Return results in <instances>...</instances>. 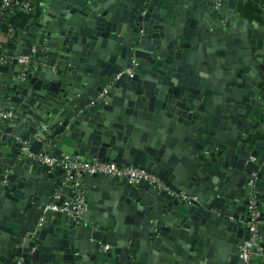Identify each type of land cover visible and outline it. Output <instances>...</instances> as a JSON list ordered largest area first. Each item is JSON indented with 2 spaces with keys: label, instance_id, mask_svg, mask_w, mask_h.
Listing matches in <instances>:
<instances>
[{
  "label": "water",
  "instance_id": "obj_1",
  "mask_svg": "<svg viewBox=\"0 0 264 264\" xmlns=\"http://www.w3.org/2000/svg\"><path fill=\"white\" fill-rule=\"evenodd\" d=\"M16 41L43 44L0 65V264H239L251 198L264 250V28L239 0H39Z\"/></svg>",
  "mask_w": 264,
  "mask_h": 264
},
{
  "label": "built area",
  "instance_id": "obj_2",
  "mask_svg": "<svg viewBox=\"0 0 264 264\" xmlns=\"http://www.w3.org/2000/svg\"><path fill=\"white\" fill-rule=\"evenodd\" d=\"M216 6L221 5L224 0H213ZM38 7V0H0V65L17 60L21 65L27 66L35 60L33 54L36 53L42 46V42H36L32 46V54L30 55H13L9 54L5 47L9 42H16L18 36L15 35L12 24L10 23V16L13 12L22 9L28 13H34ZM3 25L6 28H3ZM132 64L136 62L133 59ZM127 73L131 76L134 74L133 66H129L119 73ZM107 88L105 89V92ZM12 117L11 111H4L0 108V117ZM25 149L29 147V141L25 143ZM35 158L52 167H64L69 172L75 171L78 174H103L112 176H126L130 182H150L157 186H162L163 182L153 173L144 168L134 165H117L115 162H102L96 158L89 160L86 157H73L70 154H63L62 156H49L46 153L40 152L35 154ZM253 182V181H252ZM250 182V184H252ZM184 199H187L186 194H182ZM59 197L55 195V199ZM86 196L83 192H79L77 196L71 200L64 201L60 206L55 202L51 204L53 209H67L70 205L76 212L82 211L85 207ZM249 212V227L250 238L245 240L240 247V262L239 264H251V260L256 256L264 254L263 247L260 243V236L258 234V219L261 215V210L257 206L256 199L251 198L248 205Z\"/></svg>",
  "mask_w": 264,
  "mask_h": 264
},
{
  "label": "crops",
  "instance_id": "obj_3",
  "mask_svg": "<svg viewBox=\"0 0 264 264\" xmlns=\"http://www.w3.org/2000/svg\"><path fill=\"white\" fill-rule=\"evenodd\" d=\"M239 5L242 7V10L250 19V21H258L259 26L264 28V0H239ZM32 14L33 13H28L22 9L13 12L10 16V23L12 24L13 29L18 33L21 32L24 29L25 25L29 22ZM16 47L17 41L9 42L6 45L5 50L9 52L11 50H15ZM256 137L260 140H264V124L262 125V128L260 129ZM261 152H264V149H261Z\"/></svg>",
  "mask_w": 264,
  "mask_h": 264
},
{
  "label": "trees",
  "instance_id": "obj_4",
  "mask_svg": "<svg viewBox=\"0 0 264 264\" xmlns=\"http://www.w3.org/2000/svg\"><path fill=\"white\" fill-rule=\"evenodd\" d=\"M3 28H6V26L5 25H3ZM15 31V30H14ZM15 35H17L18 36V32H16L15 31Z\"/></svg>",
  "mask_w": 264,
  "mask_h": 264
}]
</instances>
